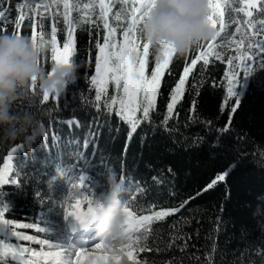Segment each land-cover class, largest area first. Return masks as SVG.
<instances>
[{
    "label": "trees",
    "instance_id": "obj_1",
    "mask_svg": "<svg viewBox=\"0 0 264 264\" xmlns=\"http://www.w3.org/2000/svg\"><path fill=\"white\" fill-rule=\"evenodd\" d=\"M229 1L242 7L239 0ZM257 1L258 8L250 9V19L262 30L264 25L259 21L264 20V13L259 11L261 0ZM90 2H69L70 6L79 4L78 9L70 7V19L87 20L73 29L74 55L70 59L80 66L77 81L57 100L37 98L32 104L24 101L15 106L16 111L35 113L45 129L43 138L30 151L22 138L9 141L0 134V164L10 148L20 147L12 158L10 174L18 184L0 188V206L7 209L5 218L12 222L8 234L0 235V243L39 252L38 243L17 240L13 230L33 236L35 241H56L69 199V183L57 168L77 163L74 153L79 151L94 166L87 173L90 177L103 182L104 177L97 173L107 168L130 184L131 194L124 195L129 210L136 215L180 208L174 215L152 222L150 232H134L143 246L135 255L136 264H264V53L244 82H240L241 73L237 74L238 107L237 98L229 97L226 91L225 73L230 74L231 67L209 57L207 65L197 62L182 96L168 113L170 89L178 82L184 63L199 51L193 48L185 57H174L162 78L150 121L129 136V125L115 116V106L111 111L105 107L115 94L114 86H108L100 101L95 99L91 84L95 40L102 42L104 21L99 19L100 0L87 12L80 7ZM11 7L14 9L15 3ZM16 15L15 11L10 14L13 19ZM53 26L61 50L66 35L63 19L31 16L21 22L19 32L29 37L35 33L37 40L43 34L50 41ZM5 29L7 34L16 31L10 22L0 27V34H5ZM153 54L149 50V69L154 66ZM42 62L45 67L54 63L51 50ZM137 116L142 119L141 113ZM165 116L169 117L166 123ZM74 122H78L76 126ZM57 174L58 178L52 179ZM221 174H225L224 181H218ZM142 189H146L143 194ZM81 190L85 194L96 191L87 183ZM258 206L260 211L254 216ZM16 224L30 227L16 228ZM42 227L49 232L38 231ZM3 231L0 228V233ZM33 259L24 255L25 261Z\"/></svg>",
    "mask_w": 264,
    "mask_h": 264
},
{
    "label": "snow or ice",
    "instance_id": "obj_2",
    "mask_svg": "<svg viewBox=\"0 0 264 264\" xmlns=\"http://www.w3.org/2000/svg\"><path fill=\"white\" fill-rule=\"evenodd\" d=\"M242 7H234L232 5H227L231 11L239 13L243 12L245 17H251L252 12L249 9H255L257 7L256 0H239ZM15 3L14 9L11 4ZM8 7H5V0H0V27H3L6 22L13 23L16 31H13L11 35L19 36L21 35L19 30L21 29V22L26 18L31 17V12L35 9L43 6L44 8L49 7L48 4H29L27 0L21 3L20 0H8ZM119 5L118 10L114 12L113 17L117 24L115 26L110 25L108 21V14L112 11L116 4L105 3V0H100L99 19L104 21L103 28L104 33L102 36V42L100 39L95 40V75L91 76V84L95 87V99L100 101L102 94H107L109 84L114 86L115 94L110 97V102H105V107L110 111L114 109V114L122 122L129 125V136H131L136 129L144 122L150 121V112L156 108L157 95L161 89V81L165 74V71H169V65L174 60V54L170 49L162 47L160 50V58H155L154 66L149 69V50L150 45L146 43L140 31L141 24L145 21V18L152 11L154 7V0H117ZM59 7V5H55ZM79 8V4L75 3L70 6L68 0H63V22L67 29V38L63 42L62 51L57 47V29L55 26L51 30V40L47 41L44 39L43 34H41L40 40L46 41L51 45V60L57 64H66L71 60V56L74 55L73 52V29L77 26V23L84 24L87 20L81 17L77 21H72L69 17V9ZM85 8H95V4H85ZM29 9L25 12V9ZM221 5L219 2H214V0H208L209 15L207 17L208 23L210 24L212 30L214 31V36L210 41H215L217 37L220 36V32L216 29V20L218 16H223L220 11ZM15 11L17 13L16 17L11 18V12ZM261 13H264V0H261V7L259 9ZM239 23V21L237 22ZM244 24L251 26L253 24L252 20H244ZM260 24L264 25V20L259 21ZM40 26H43V21H40ZM225 25L222 23L221 27ZM120 29L121 39H117V29ZM239 31V29H237ZM258 31H264L258 30ZM5 34L7 30L5 29ZM247 37V33H245ZM33 41L37 40L35 33L32 35ZM251 39H249V46H251ZM258 51L264 53V41H255ZM196 49L199 50V54H193L190 57V62L184 63L182 74H180L178 82L175 86L170 89L171 96L170 102L167 103L168 113H172L174 106L178 102V99L183 94L184 86L189 78V75L193 72L196 67L197 62L203 59L204 65L209 63V55H215L217 59L220 58V53L214 51V47L211 43L207 45V51L202 44H198ZM242 56L243 53H240ZM255 55V53L253 54ZM264 65V60L261 61ZM238 67L242 68L245 72V78L250 75V68L247 64H241ZM225 79L228 82L227 95L229 97H236V106H239L240 100L239 96L236 94V87L238 86L239 80L237 79L236 72L231 71V76L229 73H225ZM193 87H196L195 83ZM35 89V88H33ZM49 96L45 95L42 100L47 102ZM57 100V99H56ZM233 112L236 111L234 107ZM137 113L142 114V119L137 116ZM169 119L168 116L164 117L165 123ZM78 122H74L73 126H76ZM88 141H85V147H87ZM17 148L13 147L12 152L8 153L9 156L16 152ZM77 163L70 164L68 167L57 168V172L64 175L66 180L72 183L73 188H81L86 183L90 189H95L96 192L101 188L102 182L99 179L90 177L87 173L90 171L93 165L83 156L82 153L76 151L74 153ZM83 160V163L80 161ZM7 161H4L5 167L0 168V188L5 185L12 184L17 185V179H11L9 176V169L7 167ZM111 170L105 168L104 170L97 173L98 177H104L107 172ZM53 179V178H52ZM123 184L121 192V202L123 204V210L126 215V227L124 233L121 237L125 240L126 246L122 247L119 251H116L115 244L106 243L100 240L99 243H94L95 249L103 248L104 252L111 253V260L109 264L117 259L120 255L126 253L129 260L136 264L135 258L133 256V251L136 248L143 250L141 244V237L137 236L135 239L130 235V230L135 231L143 230L144 233L151 231L150 225L152 222H159L169 215H174L180 210V208H172L171 210H161L151 212L150 215H142L138 218L133 217V213L129 210L127 206V196L124 193L131 194V186L124 179L120 178ZM157 177H153L155 181ZM225 174L218 176V181H224ZM78 180V183L75 181ZM146 192V189L141 190V194ZM139 199V197H137ZM69 200H74L75 203L71 204V209L66 210L64 214V219L71 228L72 233H76L80 230L88 229L89 218L92 211V201L88 196H84L83 200L73 199L69 196ZM87 203L88 207L86 211L81 210V204ZM180 207H183L181 205ZM7 209L0 206V228H3V233L0 235H7L9 232V226L12 224L11 221L7 220L6 217ZM151 211V210H150ZM42 220V218H41ZM16 228L30 227L27 224H16ZM38 231L49 232L46 227L38 228ZM12 236L17 240L23 241H34L41 245H48L49 247H57L62 251L55 253H43L34 252L32 249L27 247L11 246L8 244L0 243V264H38L41 258L47 259L48 257H55L58 260V264H65L63 259H60L62 254L70 256L73 249H76L75 256L76 264H80V257L84 256L87 252L86 244H76L71 239L67 242H55V244L50 243L48 240L35 241V238L30 235H24L21 232L12 231ZM29 254V256L35 257L33 260H24V255ZM104 256L99 258V261H103ZM91 264V261L89 262ZM168 264H172L171 261Z\"/></svg>",
    "mask_w": 264,
    "mask_h": 264
},
{
    "label": "clouds",
    "instance_id": "obj_3",
    "mask_svg": "<svg viewBox=\"0 0 264 264\" xmlns=\"http://www.w3.org/2000/svg\"><path fill=\"white\" fill-rule=\"evenodd\" d=\"M208 15V0H154L152 11L140 26L142 38L154 50L156 59L162 47L170 49L175 57H185L198 44L213 38ZM50 50V44L40 39L0 34V134L9 141L22 138L30 151L43 138L45 129L35 113L16 111L15 106L24 101L32 104L45 95L61 98L79 74L80 66L73 60L45 67L42 61ZM102 185L94 195L88 227H94L101 240L113 243L121 239L126 227L123 184L112 170L106 173ZM71 196L79 199L78 188ZM259 211L258 206L254 216Z\"/></svg>",
    "mask_w": 264,
    "mask_h": 264
},
{
    "label": "rangeland",
    "instance_id": "obj_4",
    "mask_svg": "<svg viewBox=\"0 0 264 264\" xmlns=\"http://www.w3.org/2000/svg\"><path fill=\"white\" fill-rule=\"evenodd\" d=\"M96 1L97 0H91L89 4L90 5L95 4L97 6ZM27 2L32 5H35V4H41V5L48 4L49 5V7L47 8H44L43 6H41L40 8L35 9L34 11L31 12V16H38L44 19H53V18L63 19V15H64L63 0H27ZM68 2H70V0H68ZM109 2H111L112 4H116V7H113L112 12H109L108 14V23L110 24V21H109L110 19L111 22L115 26L117 24V21H115L113 14L115 11L118 10L119 5L117 4V0H105V3H109ZM214 2L220 3L221 5L220 11L223 13V16H218L217 18H214L216 20V29L220 32V36L217 37L215 41H208V42L202 43V46H204L205 51H207V45L211 43L214 47V51L220 53V58L217 59L215 55H211V54L209 55V57L219 60L229 65L231 67V71L236 72V76L237 74L241 73L240 82L241 81L244 82L248 78L249 75L245 78L244 70L238 66L241 64H247L251 70L252 66L261 60V56L263 55V53H260L258 51V47L255 41H258V40L264 41V35L262 34L261 31H258L256 29L255 23H253L251 26L244 24L243 21L251 20L250 19L251 17H245L243 12L236 13V12L231 11V9L227 7V5H230L229 0H214ZM55 5H59V7H56ZM84 5L80 7L83 8L87 12L89 8H85ZM28 11L29 9L26 8L25 12H28ZM240 16H242V20H240ZM238 21L239 23H237ZM222 23L225 25L223 28L221 27ZM237 29H239V31H237ZM117 30H118V37L119 39H121L120 29L118 28ZM245 33H247V37H245ZM66 38H67V29H66V35H65L64 41L66 40ZM249 39H251L252 41L251 46H249ZM62 49H63V45H62ZM150 50L154 53L153 49L150 48ZM240 53H243V55L241 56ZM254 53L255 55H253ZM153 55L155 57V53ZM153 60H154L153 63H155V58ZM200 61H203V59H201ZM229 75L231 76V73ZM227 87H228V82H227ZM235 91L237 93L238 86L236 87ZM14 147L17 148V151L12 153L11 156H9L8 153L12 152L13 147L10 148L8 152L6 153L5 157L3 158L2 163L0 164V168L3 165L5 158H7V160L9 161H12L13 156H15L17 152L19 151L20 147H17V146H14ZM68 183H69L68 186H69V196H70L72 192L76 190L77 188H73L72 183L70 182ZM75 183H78V180L75 181ZM84 188H86V184L83 187L78 188L79 193H80L79 199L83 200L84 196H88L90 199H93L94 198L93 193L85 194L81 190ZM73 203H75L74 200L68 199L66 207L63 212L64 214L66 210L71 209V204ZM87 207H88L87 203L81 204L82 211H86ZM64 214L62 217V227L59 228L60 231L59 230L56 231V236L54 237L56 241L64 243V242H67L69 239H71L76 244H81V245L86 244L88 250L84 256H81L79 258L80 264H89L90 261H91V264H109V260H111V253L104 252L103 248L101 249L94 248V243H99L101 240L98 237V235L92 234V238L90 239L88 235H85V233H82V231L80 230L75 233V236L77 237L72 238V235H69V233H71V228L69 227L68 223L65 221ZM139 216H142V215H136L135 213H133L134 218H138ZM134 232H137V231H135L134 229L130 230V235L132 236L133 239L137 237L134 235ZM56 241H52V242L49 241V242L55 244ZM126 243L127 242L122 239H119L118 241L114 242L116 251H119L122 247H125ZM37 249L39 252H43V253H49V252L55 253L58 251H62L60 248L49 247L48 245H41V244L37 246ZM139 249L140 248H136L133 251L134 258H135V255L140 252ZM75 251L76 249H73V252L70 256H66L62 254L60 259H63L65 264H76L77 257L75 256ZM101 256H104L105 259L107 260L97 261V263L92 261L93 258L95 260L96 259L99 260ZM129 262H133V261L129 260L127 257V254L124 253L120 255L119 257H117V259L113 261L112 264H127ZM41 264H58V260L55 257H48L47 259L41 258Z\"/></svg>",
    "mask_w": 264,
    "mask_h": 264
},
{
    "label": "bare ground",
    "instance_id": "obj_5",
    "mask_svg": "<svg viewBox=\"0 0 264 264\" xmlns=\"http://www.w3.org/2000/svg\"><path fill=\"white\" fill-rule=\"evenodd\" d=\"M5 161H8V163H7V167H8V169H9V176H10V174H11V172H12V163H11V161H9V160H7V158H5ZM3 167H5V164L3 163V165H2V167L1 168H3ZM82 231V233H85V235H88V237L91 239L92 238V234H96V231H95V229H94V227H89L88 229H86V230H81ZM72 233V232H71ZM69 233V235H72V238L74 237V238H76L77 236H75V233ZM91 260V259H90ZM104 260H107V259H104ZM86 261V260H85ZM92 261H94L95 263H97V261H99V260H95L94 258H93V260ZM85 263V262H84ZM87 263V262H86Z\"/></svg>",
    "mask_w": 264,
    "mask_h": 264
},
{
    "label": "water",
    "instance_id": "obj_6",
    "mask_svg": "<svg viewBox=\"0 0 264 264\" xmlns=\"http://www.w3.org/2000/svg\"><path fill=\"white\" fill-rule=\"evenodd\" d=\"M257 2H258V1L256 0V4H257ZM256 8H257V7H256ZM256 8H255V9H256Z\"/></svg>",
    "mask_w": 264,
    "mask_h": 264
}]
</instances>
